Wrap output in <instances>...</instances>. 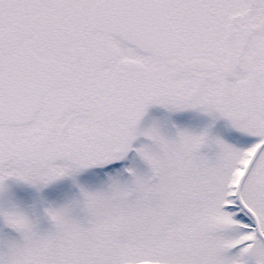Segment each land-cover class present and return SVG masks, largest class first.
I'll list each match as a JSON object with an SVG mask.
<instances>
[{"label": "snow or ice", "instance_id": "snow-or-ice-1", "mask_svg": "<svg viewBox=\"0 0 264 264\" xmlns=\"http://www.w3.org/2000/svg\"><path fill=\"white\" fill-rule=\"evenodd\" d=\"M0 264H264V0H0Z\"/></svg>", "mask_w": 264, "mask_h": 264}]
</instances>
